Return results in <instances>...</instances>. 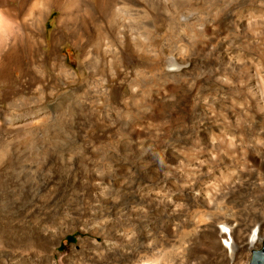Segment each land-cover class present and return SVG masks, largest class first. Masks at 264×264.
<instances>
[{
  "label": "rangeland",
  "instance_id": "374dc122",
  "mask_svg": "<svg viewBox=\"0 0 264 264\" xmlns=\"http://www.w3.org/2000/svg\"><path fill=\"white\" fill-rule=\"evenodd\" d=\"M130 1L137 5L124 8L119 2V9L102 12L98 0V32L110 29L107 19L116 11L128 36L123 46L98 36L102 39L97 60L95 22L86 18L87 30L94 35L84 38L81 105L35 104L28 71L13 80L9 76L14 89L0 88V264H250L253 250L263 246L258 242L248 248L247 243L258 225V237L264 239V211L255 196L227 198L240 181L231 183L234 167L218 169L202 180L203 192L209 195L205 199L199 189L186 196L181 188L149 177L150 158L143 153L146 141L159 142L185 130L177 118L161 115L160 99L149 104L146 98L154 87L175 94L177 80L167 82L164 76L171 66L169 58L185 67L179 78L192 76L194 64L188 58L195 24L217 15L224 1ZM255 1L235 13L263 25L264 0ZM59 14L53 8L48 19L49 42ZM132 35L152 45L149 56L133 51ZM61 47L72 63L77 47L70 33ZM26 55L21 53L20 58L24 67L29 62ZM71 65L80 68L79 63ZM229 97L242 114L250 112L242 96ZM49 107L60 113L45 114ZM147 113L148 118H140ZM232 132L227 129L228 139H236ZM194 145L191 139L184 150ZM172 181L190 185L189 180ZM163 201L173 202V215L165 212ZM249 207L257 209L251 217L256 219L255 228L243 230L241 243L235 230L230 233L232 246L236 244L231 260L218 237L222 224H215L212 234L205 228L224 213L236 218L227 225L237 229ZM133 215L140 217V225L132 223Z\"/></svg>",
  "mask_w": 264,
  "mask_h": 264
},
{
  "label": "bare ground",
  "instance_id": "6f19581e",
  "mask_svg": "<svg viewBox=\"0 0 264 264\" xmlns=\"http://www.w3.org/2000/svg\"><path fill=\"white\" fill-rule=\"evenodd\" d=\"M223 1L217 15L195 24L191 56L188 58L194 64L192 76L179 78L185 67L177 66L175 59L169 58L171 66L164 70V76L167 82L170 79L177 80L175 94L172 97L161 91L160 87H154L152 96L146 98L149 104L160 99L163 103L161 115L168 120L177 118V122L181 123L179 128L185 130L178 129L159 142L146 141L143 153L150 158L152 176L149 177L161 180L167 187L181 188L186 196L199 189L205 199L209 195L203 192L202 180L218 169L232 166L235 173L231 176V183L236 179L240 181L230 189L227 198L233 199L236 195L255 196L264 211V24L261 25L262 21L258 19L237 16L235 13L237 8L254 6L255 0ZM119 2L124 8L137 5L129 0H101L100 10L119 9ZM53 8L58 9L60 14L49 42L46 32ZM97 8L98 0H0V88L14 89V82L9 76L13 80L18 74L30 72L35 104L44 101H73L74 104H80L85 84V76L81 71L85 64L84 38L89 33L86 18L95 22L96 60L98 40L102 39L98 36L112 44L119 41L121 46L128 36L127 25L118 24L116 11L111 12V18L107 19L110 29L98 32ZM66 33L74 37L77 47L72 63L62 53L61 43ZM130 39L133 40V51L149 56L152 45L145 40H136L134 35ZM21 53L27 54V67L22 66ZM184 61L187 63V59L184 58ZM74 63H79L80 68L71 65ZM229 95L242 96L250 112L242 114ZM191 97L193 100L190 104ZM25 108L19 106V109ZM151 112L154 113V110ZM44 113L56 115L60 110L49 107ZM150 113L140 118L145 120ZM228 128L234 132L233 135H237L236 139L227 138ZM191 139H194L195 145L190 150H184V145ZM172 179L189 180L190 185L182 186L173 183ZM208 200L211 202V199ZM163 203L167 214L176 212L172 201ZM254 211L257 209H247L237 229L227 225L236 218L224 213L217 215L205 228L212 234L213 226L222 224L218 237L223 241L231 260L236 244L232 246L230 233L235 230L241 243L243 230L255 228L256 219H252ZM131 219L133 224L138 222L140 225L139 216L133 215ZM256 227L259 230V225ZM257 228L248 237V248L263 242V236L258 237Z\"/></svg>",
  "mask_w": 264,
  "mask_h": 264
},
{
  "label": "water",
  "instance_id": "95a60500",
  "mask_svg": "<svg viewBox=\"0 0 264 264\" xmlns=\"http://www.w3.org/2000/svg\"><path fill=\"white\" fill-rule=\"evenodd\" d=\"M250 264H264V239L262 248L253 250Z\"/></svg>",
  "mask_w": 264,
  "mask_h": 264
}]
</instances>
